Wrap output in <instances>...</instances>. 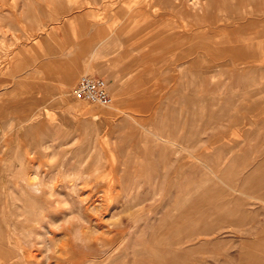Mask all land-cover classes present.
Wrapping results in <instances>:
<instances>
[{
  "label": "rangeland",
  "instance_id": "1",
  "mask_svg": "<svg viewBox=\"0 0 264 264\" xmlns=\"http://www.w3.org/2000/svg\"><path fill=\"white\" fill-rule=\"evenodd\" d=\"M67 41L108 69L46 92ZM261 177L264 0H0V264H264Z\"/></svg>",
  "mask_w": 264,
  "mask_h": 264
},
{
  "label": "crops",
  "instance_id": "2",
  "mask_svg": "<svg viewBox=\"0 0 264 264\" xmlns=\"http://www.w3.org/2000/svg\"><path fill=\"white\" fill-rule=\"evenodd\" d=\"M74 23L67 22L60 30L64 33L70 31L73 28ZM97 29V27H95ZM92 29V27H90ZM66 37V36H65ZM68 40V38H66ZM69 41L66 42L67 45H71L70 49H67L66 53L63 55H57L55 56L54 52L51 51L50 57L47 61H44V65L42 64L41 68L44 71V77L43 82L41 83V86H47L50 89H48L46 92H59L60 90L56 89L58 87H64V86H70L73 84L74 80L81 75L83 72L88 70H97V69H108V60L107 58L101 57L98 58V48L96 46H88L87 49L84 50H78L77 46L74 44H68ZM96 57V58H95ZM100 62V63H99ZM233 99L235 101V98H230L228 100ZM230 102V105H224L225 109L231 108L232 102ZM234 103V102H233ZM260 109L262 106L259 107ZM160 141H163L164 139L162 136L159 138ZM170 143V142H169ZM189 152H187L188 154ZM197 161L202 167H206L208 169V172L205 173V177L207 179L213 177L214 180H211L209 182L210 189H215V185H217V188L219 186H222L221 189H217L219 192L217 193L220 197H225V183H226V171L223 169V160L220 158L217 160L216 158L204 160L201 157H196ZM219 167H222V171L218 170ZM207 175V176H206ZM253 180H250L251 183H255L256 186H261L264 184V177L261 178H252ZM222 190H224L222 192ZM188 198V195H187ZM180 204H183L182 201H179ZM178 203V204H179ZM185 203V202H184ZM216 210L211 209L210 211H207L205 213L211 212ZM219 209H217L218 211ZM204 214V212H202Z\"/></svg>",
  "mask_w": 264,
  "mask_h": 264
},
{
  "label": "built area",
  "instance_id": "3",
  "mask_svg": "<svg viewBox=\"0 0 264 264\" xmlns=\"http://www.w3.org/2000/svg\"><path fill=\"white\" fill-rule=\"evenodd\" d=\"M73 98L88 105L100 107H109L113 102L107 81L104 78L89 75L80 78Z\"/></svg>",
  "mask_w": 264,
  "mask_h": 264
},
{
  "label": "bare ground",
  "instance_id": "4",
  "mask_svg": "<svg viewBox=\"0 0 264 264\" xmlns=\"http://www.w3.org/2000/svg\"><path fill=\"white\" fill-rule=\"evenodd\" d=\"M113 105V102L112 104L109 106L111 107ZM29 184V183H28ZM34 184V183H33ZM29 186V185H28ZM28 188V187H27ZM34 192H35V195L34 196H38V195H42V192H41V189H40V186H31L30 187ZM30 189V190H31ZM24 190V189H23ZM30 193V192H29ZM37 198V197H36ZM40 198V197H39ZM40 207H41V204H40ZM22 246V245H21ZM21 252V251H20ZM19 260V259H18ZM20 261V260H19Z\"/></svg>",
  "mask_w": 264,
  "mask_h": 264
}]
</instances>
